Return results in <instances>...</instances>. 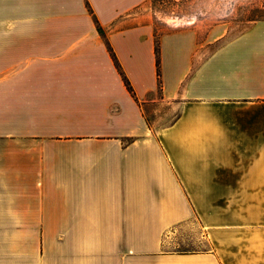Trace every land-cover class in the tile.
<instances>
[{
	"label": "crops",
	"instance_id": "crops-1",
	"mask_svg": "<svg viewBox=\"0 0 264 264\" xmlns=\"http://www.w3.org/2000/svg\"><path fill=\"white\" fill-rule=\"evenodd\" d=\"M148 1L0 0V264H264V20L162 33L159 95Z\"/></svg>",
	"mask_w": 264,
	"mask_h": 264
},
{
	"label": "rangeland",
	"instance_id": "rangeland-1",
	"mask_svg": "<svg viewBox=\"0 0 264 264\" xmlns=\"http://www.w3.org/2000/svg\"><path fill=\"white\" fill-rule=\"evenodd\" d=\"M136 12L142 22L151 20L158 34L191 28L196 30L198 40H217L208 46V52L222 40L237 37L264 20V0H149ZM153 99L144 102L143 110L155 129L164 125L177 109L171 106L167 109L165 103ZM210 248L204 229L193 220L169 231L163 250L187 252Z\"/></svg>",
	"mask_w": 264,
	"mask_h": 264
},
{
	"label": "trees",
	"instance_id": "trees-1",
	"mask_svg": "<svg viewBox=\"0 0 264 264\" xmlns=\"http://www.w3.org/2000/svg\"><path fill=\"white\" fill-rule=\"evenodd\" d=\"M263 19V18H262ZM96 24H97V27L98 29L103 32V28L102 26L100 25V23L98 22V20H96ZM104 33V32H103ZM160 38H161V34H158L156 31H155V52H156V65H157V76H158V90H159V95L161 90H162V79H161V75H162V71H161V51H160ZM109 46V51L113 57V60L115 62V65L119 71V73L121 74L124 82H125V85L127 86L128 90L130 91V93L132 94V96L137 100V102H139V104H143V102H141L137 96H136V93L133 89V86L131 85L128 77L125 75L122 67H121V64L120 62L118 61L117 59V56L115 54V52L113 51L112 47L110 44H108Z\"/></svg>",
	"mask_w": 264,
	"mask_h": 264
}]
</instances>
